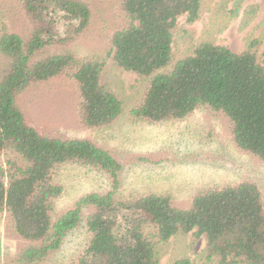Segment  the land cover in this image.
<instances>
[{"label":"trees","instance_id":"obj_1","mask_svg":"<svg viewBox=\"0 0 264 264\" xmlns=\"http://www.w3.org/2000/svg\"><path fill=\"white\" fill-rule=\"evenodd\" d=\"M113 2L116 14L107 31L112 59L122 70L148 78L129 115L182 119L206 107L228 119L239 149L264 163V48L258 55V41L241 52L200 42L161 71L171 62L177 18L195 21L200 0ZM17 6L26 30L0 27V212L26 244L12 256H0V264H42L82 223L89 237L71 264H158L156 245L189 232L204 236L206 260L264 264V204L255 183L199 189L186 206L153 192L123 197L116 193L121 166L108 150L87 138L42 133L27 122L18 95L60 75L76 83V117L86 129L113 123L122 103L102 81L104 60L74 51L91 24L89 0H17ZM65 163L97 168L109 189L87 193L53 217V202L62 192L53 170ZM169 264L191 261L181 257Z\"/></svg>","mask_w":264,"mask_h":264},{"label":"rangeland","instance_id":"obj_2","mask_svg":"<svg viewBox=\"0 0 264 264\" xmlns=\"http://www.w3.org/2000/svg\"><path fill=\"white\" fill-rule=\"evenodd\" d=\"M89 1L91 24L76 41L74 51L80 57L104 60L102 81L120 99L122 113L108 126L84 128L75 112L76 83L60 75L30 85L18 95L17 102L27 122L42 133L87 138L108 150L121 166L116 192L120 196L153 192L170 196L178 206H186L199 189L248 180L260 188L264 204V163L235 145L228 119L222 113L200 107L182 119L162 121L129 115L139 103L148 78L122 70L112 59L107 31L116 14L113 0ZM1 26L11 32L26 30L17 0H0ZM251 40L258 41L259 55L264 48V0H200L195 21L188 22L185 15L177 18L171 62L161 71H169L173 63L190 54L200 42L241 52ZM4 159L2 156L1 167L5 166ZM53 177L62 185L61 194L53 202V217L85 194L109 189L105 174L88 165H58ZM88 237L80 224L42 264H71L83 251ZM25 244L12 229L6 213L0 212V256H12ZM204 247V236L195 237L193 232L176 234L156 245L158 264H169L181 257L188 258L191 264H217L215 259H205Z\"/></svg>","mask_w":264,"mask_h":264}]
</instances>
